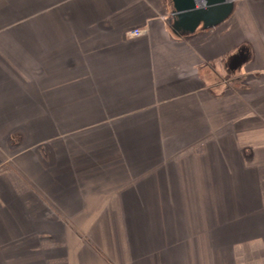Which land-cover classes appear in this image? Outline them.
Here are the masks:
<instances>
[{
    "label": "crops",
    "instance_id": "crops-1",
    "mask_svg": "<svg viewBox=\"0 0 264 264\" xmlns=\"http://www.w3.org/2000/svg\"><path fill=\"white\" fill-rule=\"evenodd\" d=\"M169 1L0 0V264H264V0Z\"/></svg>",
    "mask_w": 264,
    "mask_h": 264
},
{
    "label": "water",
    "instance_id": "water-1",
    "mask_svg": "<svg viewBox=\"0 0 264 264\" xmlns=\"http://www.w3.org/2000/svg\"><path fill=\"white\" fill-rule=\"evenodd\" d=\"M169 29L176 37L196 34L225 23L235 10L233 0H170Z\"/></svg>",
    "mask_w": 264,
    "mask_h": 264
},
{
    "label": "rangeland",
    "instance_id": "rangeland-1",
    "mask_svg": "<svg viewBox=\"0 0 264 264\" xmlns=\"http://www.w3.org/2000/svg\"><path fill=\"white\" fill-rule=\"evenodd\" d=\"M27 23L28 24H26L25 26H24V28L25 29H27L28 31H27V36H26V38L27 39H33L34 38V35H35V33L33 32V21H32V18L30 19H28L27 20ZM32 23V24H31ZM31 31V32H30ZM17 33L20 35V33H19V31L17 30ZM50 37V36H49ZM43 39H46L45 37L43 38ZM52 50L53 49H51V48H43V53H42V57L44 58V60H46V59H48L49 60V58H50V53L52 52ZM60 51L61 50H65V48L64 49H59ZM35 51V49H32V52H34ZM31 55H32V57H31V63H27V64H25V65H23V66H25V68H26V72H27V80H28V82L30 83L31 81H34V73L35 72H37V73H39L41 70H40V65L38 64V63H35V57H34V53H31ZM37 62H38V57H37ZM22 67V66H21ZM22 68H24V67H22ZM51 68H52V65L50 64V63H48V64H43L42 65V74L44 75V80H43V83H44V92H46V93H50L51 92V90H52V81L50 80V77H51V72H52V70H51ZM46 77V78H45ZM49 103V102H48ZM48 114H50V113H48Z\"/></svg>",
    "mask_w": 264,
    "mask_h": 264
},
{
    "label": "built area",
    "instance_id": "built-area-1",
    "mask_svg": "<svg viewBox=\"0 0 264 264\" xmlns=\"http://www.w3.org/2000/svg\"><path fill=\"white\" fill-rule=\"evenodd\" d=\"M133 34L136 35V36H138V35L142 34V31L135 30V31L133 32Z\"/></svg>",
    "mask_w": 264,
    "mask_h": 264
}]
</instances>
